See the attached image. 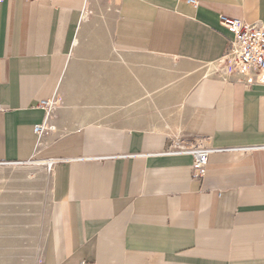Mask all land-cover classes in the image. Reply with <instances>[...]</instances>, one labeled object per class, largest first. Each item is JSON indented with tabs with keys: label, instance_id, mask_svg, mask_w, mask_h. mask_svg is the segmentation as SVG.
<instances>
[{
	"label": "crops",
	"instance_id": "obj_1",
	"mask_svg": "<svg viewBox=\"0 0 264 264\" xmlns=\"http://www.w3.org/2000/svg\"><path fill=\"white\" fill-rule=\"evenodd\" d=\"M220 15L264 0H0V161H69L38 264H264V81L217 72Z\"/></svg>",
	"mask_w": 264,
	"mask_h": 264
},
{
	"label": "rangeland",
	"instance_id": "obj_2",
	"mask_svg": "<svg viewBox=\"0 0 264 264\" xmlns=\"http://www.w3.org/2000/svg\"><path fill=\"white\" fill-rule=\"evenodd\" d=\"M46 108V128L61 124V113ZM39 160L0 164V264L39 263L52 200L50 168Z\"/></svg>",
	"mask_w": 264,
	"mask_h": 264
},
{
	"label": "built area",
	"instance_id": "obj_3",
	"mask_svg": "<svg viewBox=\"0 0 264 264\" xmlns=\"http://www.w3.org/2000/svg\"><path fill=\"white\" fill-rule=\"evenodd\" d=\"M186 3L196 6L199 0H184ZM220 24L230 32L227 37L226 46L221 56L220 74L226 79H232L242 82L245 86L264 81V23H248L243 19L229 18L224 15L219 16ZM45 107L51 104L49 100L40 102ZM5 106L0 103V111ZM43 124H35L34 132L40 136L43 132ZM243 149H250L244 147ZM213 150L209 146H177L174 141L166 148L164 153L187 152L191 154L193 162V172L201 175L205 172L208 154ZM102 156L98 157L101 158ZM32 160V159H31ZM28 161H0V164ZM49 168H53L60 163L64 168L68 167L69 161L65 159H43Z\"/></svg>",
	"mask_w": 264,
	"mask_h": 264
},
{
	"label": "bare ground",
	"instance_id": "obj_4",
	"mask_svg": "<svg viewBox=\"0 0 264 264\" xmlns=\"http://www.w3.org/2000/svg\"><path fill=\"white\" fill-rule=\"evenodd\" d=\"M102 18V17H101ZM87 19V18H86ZM85 19V20H86ZM80 24H81V22H80ZM83 24V23H82ZM105 24V23H104ZM81 26V25H80ZM100 28V27H99ZM83 31V30H82ZM80 33H81V29H79V31H78V33H77V35H76V37H75V39H74V45H75V47L76 46H78V44H79V36H80ZM88 34V33H87ZM86 34V35H87ZM89 37V36H88ZM91 38V37H90ZM110 46V45H109ZM112 48V47H111ZM109 49H110V47H109ZM113 51H114V49H113ZM122 60V59H121ZM213 67V65L211 64V65H209V68H212ZM220 67H221V61L219 62V65H218V67L216 68V70H217V72L220 74L221 72H220ZM51 108L53 109V108H55V101L53 100V101H51ZM47 110V109H46ZM47 113H48V111H47ZM51 128V127H50ZM38 162H40V163H44L43 161H41V160H39ZM37 162V163H38ZM48 167V166H47ZM50 171L52 170V168H50L49 169ZM32 176V175H31Z\"/></svg>",
	"mask_w": 264,
	"mask_h": 264
}]
</instances>
